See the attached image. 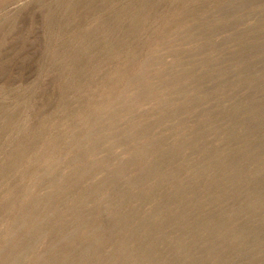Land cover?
Segmentation results:
<instances>
[{
  "label": "rangeland",
  "instance_id": "1",
  "mask_svg": "<svg viewBox=\"0 0 264 264\" xmlns=\"http://www.w3.org/2000/svg\"><path fill=\"white\" fill-rule=\"evenodd\" d=\"M0 264H264V0H0Z\"/></svg>",
  "mask_w": 264,
  "mask_h": 264
}]
</instances>
